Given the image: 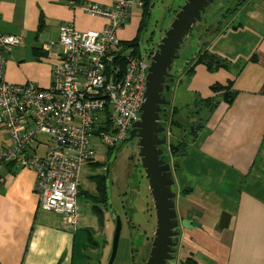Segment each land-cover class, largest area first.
I'll list each match as a JSON object with an SVG mask.
<instances>
[{
	"label": "crops",
	"instance_id": "obj_1",
	"mask_svg": "<svg viewBox=\"0 0 264 264\" xmlns=\"http://www.w3.org/2000/svg\"><path fill=\"white\" fill-rule=\"evenodd\" d=\"M91 1L112 5L118 0ZM132 16L138 29L141 7H133ZM72 17L79 29H100L105 23L72 10L67 0H1V29L22 40L4 53L6 79L49 85L59 24ZM211 36L210 51L230 61L229 67L210 72L198 64L183 85L184 69L175 84V100L188 93L191 101L214 96L211 86L229 80L235 95L205 111L204 126L175 171L180 189L176 264L189 257L197 264H264V0H245L224 30ZM4 139L0 147L9 143ZM0 174V264H75L78 229L59 225L48 214L55 212L41 208L36 172L7 163L0 164ZM222 212L231 215L223 230L218 226ZM85 245L78 252L84 253Z\"/></svg>",
	"mask_w": 264,
	"mask_h": 264
},
{
	"label": "built area",
	"instance_id": "obj_2",
	"mask_svg": "<svg viewBox=\"0 0 264 264\" xmlns=\"http://www.w3.org/2000/svg\"><path fill=\"white\" fill-rule=\"evenodd\" d=\"M67 5L105 23L100 29H78L74 17L60 22L48 86L5 80L4 53L19 46L21 36L0 26V129L9 139L0 147V164L32 168L41 208L57 213L64 227L75 229L80 221L81 170L97 152L92 138L111 149L128 135L139 119L150 59L132 56L117 34L143 0L112 5L67 0ZM123 55L128 57L120 68L117 61ZM3 181L0 174V185Z\"/></svg>",
	"mask_w": 264,
	"mask_h": 264
},
{
	"label": "rangeland",
	"instance_id": "obj_3",
	"mask_svg": "<svg viewBox=\"0 0 264 264\" xmlns=\"http://www.w3.org/2000/svg\"><path fill=\"white\" fill-rule=\"evenodd\" d=\"M226 1L229 3L231 0H214V2L208 6L206 12L202 15L203 23L198 22L182 43L179 49V58L174 61V70L183 68L185 61L191 54H194L198 45L201 44L202 40L199 39L201 32H205L207 30L206 28H209L215 20H223L224 22L220 25L224 28L230 14L226 13L225 10L221 12L222 3L231 6V4H228ZM184 2L185 0H150L151 8L148 26L140 34L139 52L142 58L149 60L148 56L150 51H154L157 48V44L160 42L165 30L169 27L172 17H174V14L171 13L172 10H179L178 7ZM223 13H225V17ZM136 21L137 18L132 16L125 24L126 26L128 25L127 27L122 26L117 30V34L122 40H128L137 36L138 29L135 27L137 24ZM198 26L200 29H198ZM87 27L96 28L98 26H85L82 29ZM208 34L209 33H206L202 38L210 39L212 36ZM59 37L60 31L57 41L53 42V44L59 42ZM5 54L7 55V53ZM20 63L23 64V62ZM45 64L47 63L45 62ZM5 72L6 59L3 65V76L7 82L13 84L35 83L31 78L24 83L10 82L6 79ZM175 74L177 75L178 71L175 72ZM37 85L44 87L43 85ZM165 94L167 98L171 100L170 106L174 103L182 105L187 98V100L191 101V94L189 93L187 98L183 95L182 101L175 100V90L166 91ZM161 122L162 124H166L164 117L161 119ZM1 134L3 135L0 129V139L5 140V136L3 135L2 137ZM169 135H171L170 131ZM92 140H94L97 147V152L92 161H97L99 163L96 167L85 163L81 170V189L77 199L80 221L78 226L73 229H78L76 233L77 252L75 255V264L108 263L117 217L122 220V228L118 250L113 264H145L151 248L150 242L155 231L156 218L154 202L148 187V182L145 178L144 170L140 165L137 144L135 143V146L131 147L130 144L124 143L122 147L119 148L120 142H118L115 147L119 149H116L112 157L108 160L107 150L109 149L104 148L99 140L97 142L96 138H92ZM39 153L42 154V151ZM165 160L171 163L169 154L165 156ZM105 163L109 169L107 178L109 188H107V190L113 210L103 209V220L101 224L93 207L98 202L95 197H90V194L92 192L95 193L93 175L106 173ZM173 189L176 191L178 189L176 179ZM177 198L178 195L175 197L176 202ZM48 214L54 215L55 220L60 225L62 220L61 216L55 215V213ZM82 243H86L84 246V253L78 252V248ZM176 262L177 256L176 260H173L171 264H176Z\"/></svg>",
	"mask_w": 264,
	"mask_h": 264
},
{
	"label": "water",
	"instance_id": "obj_4",
	"mask_svg": "<svg viewBox=\"0 0 264 264\" xmlns=\"http://www.w3.org/2000/svg\"><path fill=\"white\" fill-rule=\"evenodd\" d=\"M213 2L214 0H185L174 14L157 48L148 56L150 64L139 119L120 142L119 148L124 143L137 144L140 165L154 202L155 231L145 264H171L176 260L175 252L180 236L175 201L177 193L173 189L175 178L172 164L165 160V156L169 154L164 148L168 145V127L162 124L160 114L166 113L167 106L171 105V100L166 98L165 92L172 90L170 85L176 80L174 75L178 70H174V61L179 58V49L196 24L203 21L202 15ZM119 148L116 147L115 150ZM108 175L109 169L106 167L107 178ZM107 186L109 188L108 182ZM109 208L113 210L110 199ZM230 219L229 213L222 212L219 228H227ZM121 228L122 220L117 217L107 264H113L115 261Z\"/></svg>",
	"mask_w": 264,
	"mask_h": 264
},
{
	"label": "trees",
	"instance_id": "obj_5",
	"mask_svg": "<svg viewBox=\"0 0 264 264\" xmlns=\"http://www.w3.org/2000/svg\"><path fill=\"white\" fill-rule=\"evenodd\" d=\"M144 5L141 8V19L137 30V36L130 40H122V48L125 50H131L130 53L136 54L140 56L139 46H140V34L147 28L149 16H150V0H143ZM245 0H231L228 4L231 6L222 3L221 12L225 10L226 13L230 14L229 17L233 13H235L240 6L243 4ZM154 4V3H153ZM178 7V6H177ZM179 8V7H178ZM172 10V9H171ZM178 10V9H177ZM172 10V14H175L176 11ZM228 11V12H227ZM225 17V13H223ZM174 16V15H173ZM203 17V16H202ZM173 19V17H172ZM229 20V19H228ZM224 21L221 19H217L211 24L209 28L204 32H201L200 40L201 44L198 45L197 50H195L194 54H191L190 57L185 61L184 66L182 69L178 70V74L174 75L176 80L172 83L171 89L174 90L175 84L178 80L179 74L184 71L187 74L183 81V85H185L189 78L194 74V67L198 64H203L210 72L218 71L220 68L229 67L230 61L225 59L224 57L213 53L209 49V38H202L206 33L208 35H215L220 31H223L224 28L220 24ZM203 23V22H200ZM199 23V24H200ZM198 29L200 27L198 26ZM166 31V30H165ZM204 40V41H203ZM152 53V51H150ZM129 55V54H128ZM128 55L121 56L117 63L118 67L124 68L126 64V58ZM119 57V55L117 56ZM212 90L215 93L214 96H210L207 98L196 97L192 101L188 100V102L179 105L178 103L172 104V106H167L168 111L166 113H161V119L164 117L166 120V124L170 134L169 135V142L164 148L169 153L171 157L173 167L175 171L179 169V164L181 158L187 153L188 147L192 141L196 138L199 130L204 126L206 112L212 111L217 104L219 103L220 99H225L228 102H231L235 91L233 90V82L228 81L226 85L220 83H214L212 86ZM171 91V90H170ZM206 111V112H205ZM167 117V118H165ZM116 147L111 148L108 151V160L113 155V152ZM93 160V159H92ZM90 160L87 164L96 167L99 162ZM105 168L107 164H104ZM106 173L96 174L93 175V179L95 181V193L92 192L90 197H95L97 200V204L94 205L95 212L99 218L100 223L102 224L103 220V209L110 210L109 208V193L107 190V177L105 176ZM189 189V188H185ZM100 203V205H99ZM180 229V228H179ZM183 264H197L192 258H188Z\"/></svg>",
	"mask_w": 264,
	"mask_h": 264
},
{
	"label": "flooded vegetation",
	"instance_id": "obj_6",
	"mask_svg": "<svg viewBox=\"0 0 264 264\" xmlns=\"http://www.w3.org/2000/svg\"><path fill=\"white\" fill-rule=\"evenodd\" d=\"M166 98H167V96H166ZM167 99H170V98H167ZM168 139H169V136H168ZM127 144H129V143H127ZM131 147H134L135 146V144H133V145H130ZM172 163V162H171ZM172 165H173V163H172ZM106 169V168H105ZM172 171H173V174H174V177H175V179H176V175H175V169H174V167L172 166ZM178 188V187H177ZM179 189V188H178ZM177 189V190H178ZM180 190V189H179ZM175 192L176 193H178V191H176L175 190ZM152 241V240H151ZM151 243V242H150Z\"/></svg>",
	"mask_w": 264,
	"mask_h": 264
}]
</instances>
